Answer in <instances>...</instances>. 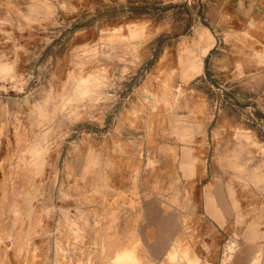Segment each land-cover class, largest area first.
<instances>
[{"label": "rangeland", "instance_id": "1", "mask_svg": "<svg viewBox=\"0 0 264 264\" xmlns=\"http://www.w3.org/2000/svg\"><path fill=\"white\" fill-rule=\"evenodd\" d=\"M0 62V264H56L57 249L61 264H111L86 248L71 187L92 152L115 146L118 162L141 164L97 136L128 127L171 161V139L194 145L209 179L226 181L232 224L264 232V22H241L226 0H0ZM41 137L33 175L31 157L16 162ZM104 187L84 203L107 202ZM254 248H234V264H264V238Z\"/></svg>", "mask_w": 264, "mask_h": 264}, {"label": "crops", "instance_id": "2", "mask_svg": "<svg viewBox=\"0 0 264 264\" xmlns=\"http://www.w3.org/2000/svg\"><path fill=\"white\" fill-rule=\"evenodd\" d=\"M226 3L241 22H264V0H226ZM7 64L0 62V68ZM93 95L100 93L96 90ZM65 106L61 104L59 110L64 111ZM178 124L172 130L181 141H187L189 128ZM98 134V138L114 136L119 143L129 145L127 156L138 160L142 154L143 158L136 169L129 168L118 162L120 154L111 146L109 150L82 156L74 166L78 173L71 189L83 208L75 216L72 210L70 213L74 219H80V227L85 224L82 229L87 249H95L97 254L103 250L111 264H234V248L248 246L251 255L254 245L264 238L260 226L232 224L239 214L234 211L233 198L231 205L226 181L209 179L208 167L203 171L195 160L194 145L189 150L171 139L162 147L176 158L171 161L147 148L141 129L128 127L115 135L109 131ZM46 151L45 137L38 138L18 156L16 166H25L31 157L33 175L38 174ZM231 165L243 168L241 164ZM101 184L107 191V202L96 196L90 204L84 203V198L94 196ZM118 197L121 199L112 204ZM100 201L105 204L100 205ZM35 221L37 225L36 216ZM35 247L33 242L32 248ZM55 258L56 264H61L60 249Z\"/></svg>", "mask_w": 264, "mask_h": 264}]
</instances>
